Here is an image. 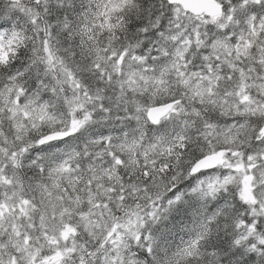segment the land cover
Masks as SVG:
<instances>
[{
  "label": "snow or ice",
  "instance_id": "snow-or-ice-1",
  "mask_svg": "<svg viewBox=\"0 0 264 264\" xmlns=\"http://www.w3.org/2000/svg\"><path fill=\"white\" fill-rule=\"evenodd\" d=\"M0 264H264V0H0Z\"/></svg>",
  "mask_w": 264,
  "mask_h": 264
}]
</instances>
